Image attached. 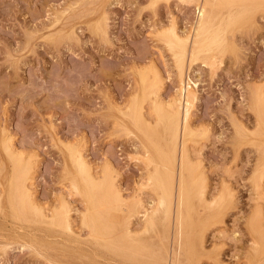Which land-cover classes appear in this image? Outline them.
Segmentation results:
<instances>
[{"label": "rangeland", "instance_id": "obj_1", "mask_svg": "<svg viewBox=\"0 0 264 264\" xmlns=\"http://www.w3.org/2000/svg\"><path fill=\"white\" fill-rule=\"evenodd\" d=\"M216 11L223 18L221 45L187 58L179 79L174 50L161 35L171 25L190 35L198 16L194 3L0 0V264H65L40 252L38 244L47 240L35 211L12 209V162L2 147L7 136L34 165L30 190L45 214L67 203L76 233L71 246L89 249L90 243L86 199L72 188L79 167L71 150L79 149L96 179L110 169L122 197L133 202L132 216L124 213L128 231L141 240L133 241L134 260L93 243L97 255L80 253V264H264V126L254 110L256 93L264 96V11L253 9L249 17L240 2ZM230 11L236 17L227 25ZM142 78H158L155 94L143 97ZM189 88L195 98L187 111ZM157 95L164 110L173 100L182 114L186 110L196 131L186 152L205 187L200 192V183L188 185L190 208L183 210L194 225L183 229L147 221L157 196L144 157L156 155L128 110L139 98L148 134L165 145L168 120L151 103Z\"/></svg>", "mask_w": 264, "mask_h": 264}, {"label": "bare ground", "instance_id": "obj_2", "mask_svg": "<svg viewBox=\"0 0 264 264\" xmlns=\"http://www.w3.org/2000/svg\"><path fill=\"white\" fill-rule=\"evenodd\" d=\"M186 1L189 3H194L196 9H198V16L194 22L192 33L188 36H183L179 34L171 25L170 29L166 30L167 32H163V34L161 35L163 37L161 39L165 41L164 43H166L170 49L174 50L173 56L177 69V78L182 77L183 73H185L183 71V68L187 58L190 61H194L199 56V54L205 52H213V48H218L221 45V37L224 28L222 27L221 23L223 19L222 13L216 11L218 6H221L223 4L234 5L238 2L244 3L245 14L248 12L247 16L249 17L251 16L250 11L253 9L264 11V0ZM261 13L263 14V12ZM235 17V14L230 11L227 14L226 24H231L235 20ZM214 54L215 53H212L211 58L212 56H216V54ZM214 59H216V57H214ZM209 65V67H211L212 63L210 62ZM142 80L146 84L145 92L142 91L143 97L144 94H155V88L157 86V82L159 81L158 78L157 80L154 79V82L156 81V83L151 81V83H154H152L153 85H150V82V84L148 82H145V78H142ZM252 94L254 95V93ZM183 95V102L185 106L184 108L187 110L188 107H191L193 105V101L195 98L194 91L190 88L187 90L184 89ZM135 100V102L132 101V104L130 105V111L128 110V112H130V114L132 115L131 117H133L134 122H138L136 124L138 126V129L141 133L147 136L150 142L149 144L151 145L150 147H152L156 155V158L155 156L153 158L150 151H147L148 155L144 157L145 166L147 165L146 167L150 168V170H148L150 171L149 179L153 183L154 190L156 191L155 193L157 196L156 205L148 213L147 221L153 224L155 218H158L160 221L164 223L166 222L168 225L169 223L171 224V222H173V226L179 229L194 225V221L191 216L184 213L183 206L186 204L187 208H190L189 201H187L189 188L188 185L193 186L197 183H200V192H202L205 187V178L202 177L200 172H198L196 166L194 167L193 165H191L188 160V155L186 152V142L189 140V138L196 135V131L191 128V125L189 123V115L187 112L188 110H185V112L182 114L180 109L176 107V105H174V100L172 102L173 104L170 103L166 110H164L161 102H159L158 95L157 97H154L152 99L151 103H153L152 105H154L156 112L158 114L166 116V120H168L167 126L165 128L166 143L162 146L158 140L151 139V135L148 134L149 129L147 131V126L144 123V119L142 116V102H138L139 98L138 100L137 98ZM170 100L172 101V99ZM254 102L255 109H253L257 111L259 121L261 125L264 126V96L260 93V91L256 93ZM8 137L10 136L2 139V147L3 150L8 154L7 156L11 158L10 159L8 157V159L12 162V164L9 165L10 167L12 166V182H9V184L11 183L10 191L7 189L9 193L7 191L5 192H7L10 197L9 200L11 206H13L12 209L16 208L17 211H20L23 214L26 209L33 212L35 211L39 218L38 222L43 223L42 226L39 225L37 228V230L42 233L43 241L47 240V244H44L43 242H40L38 244V248L42 254H44L45 256H49L51 259H53V261L59 259L64 261L65 264H80V260L82 259L81 256H83L81 254L88 253L97 255V249L94 248V243L99 247H109L116 250L117 252L120 251L125 253V256L129 263L134 260L136 251L133 247V241L134 243L139 244L141 240H139L137 237L134 238V235H132L130 231H128L126 226L128 220H125L127 218H125L126 216L124 213L127 210L129 211V218L132 216L130 212L132 210L133 202L125 200L122 197L119 189L115 185V175L113 176L114 173L112 174V171L110 169L106 168L105 170H103V172H101V176L96 179L94 178L95 176L93 177L91 175L86 166L87 164L85 163L81 154L77 152L79 150V147L77 148V151L75 149L70 151L69 157L72 158L73 161L77 163V167H79V178L73 179V183L71 182L72 188L76 191V193L78 192V194H82L86 199L87 210L85 212V218L88 228L86 230H88V237L90 241V243L87 244L89 249L83 248L82 246H80V243L76 241V243L74 242L76 246H71L70 243L72 244V241L69 239V236L70 234L75 236L76 233L72 229L73 224L71 223V218L69 215L70 210L68 209L69 207L67 203L65 201H62L61 204H59L58 206H54L51 209L50 215H47V213L45 214V211L43 210L45 207L42 208L40 207L41 204L38 205L35 202L33 198L34 196L32 195V192L30 190V184L32 183V179L34 176V165L29 159H24L21 153H17L15 151V149L13 148L14 146H12V144L10 143L11 141ZM29 156L28 158H30L32 154L30 157ZM188 176L191 178L190 184H188L187 182ZM6 182H8V180ZM225 195H227V192ZM7 211L9 212V210ZM30 230H32V228ZM32 235L34 237H37L36 233H32ZM79 237H77V240H79ZM36 242L33 241L31 242V244H33L34 247H37ZM111 259L113 260L114 258ZM262 259H264V257Z\"/></svg>", "mask_w": 264, "mask_h": 264}]
</instances>
